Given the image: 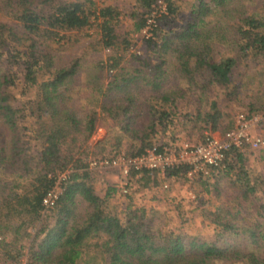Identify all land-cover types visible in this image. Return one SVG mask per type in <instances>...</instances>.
<instances>
[{"label": "trees", "instance_id": "trees-1", "mask_svg": "<svg viewBox=\"0 0 264 264\" xmlns=\"http://www.w3.org/2000/svg\"><path fill=\"white\" fill-rule=\"evenodd\" d=\"M137 1L145 8L157 3ZM165 2L168 13L161 17L163 24L155 37L147 40L148 48L160 60L151 63L149 58L134 56L135 64L133 60V64H119L114 57L110 65L117 68L107 91L128 88L141 80L150 82L148 67L155 72L151 77L155 81L156 73L164 72L163 61L169 59L178 75L201 89L194 110L181 113L183 122H199L224 132L232 121L221 125L225 112L218 105L217 94L209 99L207 84H218L231 99L237 93L231 79L233 64L241 58H264V0L261 8L249 0H195L188 18L177 27L170 23L181 15L180 7ZM118 14L112 6L97 8L84 0H0V134L4 135L3 126L11 132L8 144L0 135V168L22 179L19 190L7 193V183H0V264H19L24 258L29 264H77L92 239L107 254L108 264H134L133 257L136 264H264V201L243 204L239 200L251 194L259 199V189L264 193V177L247 168L246 149L227 151L223 175L233 174V182L241 187L228 204L205 209L219 228L210 239L183 230L163 232L153 222L154 213L144 208L127 205L122 214L112 211L105 196L97 194L88 181L85 146L97 126V114L80 115L71 105L67 84L78 72L79 58L58 65L52 42L63 38L66 31L99 20L103 45L113 46L118 34L112 21ZM144 23L143 16L137 18L134 30ZM223 46L227 50L221 49ZM216 48L219 54L215 57ZM14 67H20L23 84L30 91L27 103L29 115L34 117L30 122L24 119L14 92L15 81L21 79H16ZM163 98L174 102L178 94ZM122 101L104 100L99 106L117 125L119 136L140 142L134 147L129 140V153L151 145L155 126L167 129L173 121L170 115L176 113L155 109L141 128L135 123L140 113L133 98L127 95ZM256 103L264 106L261 95L251 97L248 112L257 111ZM67 168L83 171L75 170L78 173L67 180L55 204L56 216L48 222L40 212L42 198L53 186L55 175ZM30 226L35 227L34 232L29 231ZM239 243L250 244V250H242Z\"/></svg>", "mask_w": 264, "mask_h": 264}, {"label": "rangeland", "instance_id": "rangeland-1", "mask_svg": "<svg viewBox=\"0 0 264 264\" xmlns=\"http://www.w3.org/2000/svg\"><path fill=\"white\" fill-rule=\"evenodd\" d=\"M86 4L93 2V5L97 8L103 6H112L116 11L119 12L118 16L113 18L116 21L113 22V26L118 34V39H115V45L106 46L103 45L102 30L98 21H92L87 27L80 30L66 31L64 37L59 41L52 42L54 51L58 56V65L66 64L71 59L79 58L78 72L74 76L72 81L67 84L66 93L70 96L71 105L78 111L80 115H85L87 112H96L97 126L94 133L91 135L88 141V146H85L87 151V162L84 169L87 170V179L92 183L94 191L100 196H105V204L107 201L109 209L112 211L119 212L122 214L126 204L131 203L132 208L138 207L144 208V206H158V204H153L148 200H144L145 196L149 197L155 195L158 198L169 192L168 198L162 197L167 203L159 205L156 208H150V213L153 214V222L162 227L163 232L167 229L173 232H179L180 230H185L187 234H199L203 238H213L217 230L219 229L215 223L210 221V215L205 209H214L218 204H228L229 199H231L237 192L238 188L241 187L238 183L234 181V175L229 174L223 175L224 170H216L215 174L212 176H197L196 183L188 182L187 175L177 174L170 172L168 174V187H162V181L167 180L159 175L160 184L155 187L154 190L150 189L148 184L145 188V181H135V178H130L134 172L130 173L127 178L129 183V191L123 193L117 187L120 180H124L125 177L119 175V172L115 168H111L106 172L99 173L96 169H92L88 165V161L91 158H98L100 156H107L115 152L126 151V145L128 144L125 136H119L120 133L117 125L111 120L107 119V116L103 115V112L99 108V103L104 100L107 102H119L122 97V92L124 90H111L108 89V81L111 78V73L109 68H114L116 66H111L110 64L115 61L114 57L118 60L119 64H133L134 56H139L140 58H149L151 63L158 62L160 58L158 54H153L150 48L147 46L148 38L155 37L156 30L162 26V15L168 13L160 14V6L156 3L152 4L150 8H145L137 0H84ZM165 0H161L164 3ZM172 3L177 5L181 12V15L175 17L174 22L170 23L177 27L182 20L188 18V11L191 4L195 0H170ZM254 5L261 8V0H249ZM140 16H147L150 22L155 20L156 25L152 31L147 32V36L141 30H134V21ZM94 16L92 15L91 19ZM5 19V18H1ZM95 19V18H94ZM124 39L126 41H124ZM221 49L227 50V47H222ZM220 50V49H219ZM221 54L223 51L220 50ZM219 54L216 48L215 57ZM173 59V58H172ZM133 60V62H132ZM135 64V62H134ZM152 67V66H151ZM162 68L164 69L165 75H169L172 78L178 80V75L174 71L171 64V60L166 59L163 61ZM18 71L15 81L14 92L20 102V106L25 113L24 119L27 122L34 120V117L29 115V107L27 100L30 97V91L26 89L25 84H23L22 70L20 67H14L13 71ZM149 78L154 74V71H150L147 68ZM17 74V73H16ZM19 76V77H18ZM18 77V78H17ZM231 79L237 85L236 95L228 99L224 94V89H222L218 84L211 82L207 84V90L209 91V99H212L215 94H217L216 99L218 105L225 112V116L221 119V125L227 124V122H235V116L237 112L248 111L251 97L254 95H261V101L264 100V58H241L237 63L233 64L231 71ZM182 81L181 88L184 92V96L177 98L174 102L180 110L186 108L192 110L194 108V103L196 102V97L200 94L199 86L191 81H187L185 77L179 78ZM130 86V84H128ZM191 86V87H189ZM131 92L134 94L136 92L135 99L140 100V105L145 107L149 104V101H155L154 96L151 95L150 85L145 81H139L134 86L131 85ZM107 94V95H106ZM202 98V96H201ZM24 101L26 103H24ZM158 101V100H157ZM160 102V100H159ZM172 102V103H174ZM203 104H208L204 99H202ZM159 103H157L158 105ZM258 107L256 112L261 116V122L254 128L255 133L264 132V106L261 107L260 103H256ZM173 111V109H172ZM177 112V110H174ZM182 113V112H180ZM174 115V116H173ZM171 114L170 117L173 120L170 126L173 130L169 131L167 129L163 130L157 127L153 132L152 143L159 142H169L174 139H190L191 142L199 141L205 132L214 130L208 128V126L203 123L194 124L191 121L183 123V116L180 114L181 118H178L176 113ZM24 120V122H25ZM182 120V121H181ZM138 125L145 126L147 124V114L143 112L138 119ZM261 124V126H259ZM229 128V127H228ZM227 128V129H228ZM225 130V129H224ZM223 130V131H224ZM219 131V130H218ZM223 133L222 131H219ZM3 136L0 134L6 144L10 141V130L3 126ZM127 142V143H126ZM97 143V146H96ZM246 154L248 155L245 163L247 168L250 170L251 174H260L264 177V147L252 148L246 147ZM83 171V168H67L61 172H58L54 177L53 186L57 191V195L62 191L63 186L66 184L68 179H71L75 173ZM171 171V170H170ZM98 172V173H97ZM208 182L210 186L206 190L202 185V180ZM213 181V182H212ZM7 183L5 188L6 193L10 190H19L22 179H20L15 173L0 168V183ZM212 183V185H211ZM215 187L220 188V191H216ZM111 188V189H108ZM109 191V193H108ZM189 191L195 194V197H191ZM259 195V199L255 197L248 196V198H239L243 204H259V202L264 201V193L259 189L256 192ZM57 196V198H58ZM144 197V198H142ZM57 198L54 204L57 202ZM78 204H85L80 202ZM154 211V212H153ZM182 212V214H180ZM207 214V215H206ZM56 216L55 206L53 210L46 214V221L52 222ZM29 227L30 232L35 231ZM166 229V230H164ZM190 234V235H191ZM230 239V236L228 237ZM237 238L233 239L236 243ZM241 241V240H239ZM250 244L239 243V247L242 250L249 251ZM134 264L137 263L136 258H130ZM23 261H21L22 264ZM78 263L82 264H108V256L102 249L98 246L94 239L89 241L88 246L82 251V255L78 260ZM238 264H247L245 262H239Z\"/></svg>", "mask_w": 264, "mask_h": 264}, {"label": "built area", "instance_id": "built-area-1", "mask_svg": "<svg viewBox=\"0 0 264 264\" xmlns=\"http://www.w3.org/2000/svg\"><path fill=\"white\" fill-rule=\"evenodd\" d=\"M164 3L161 0H157L156 4L160 6V14L166 13L168 10L165 1ZM144 19L145 23L139 30L147 36V32L152 31L156 23L154 19L150 22L147 16ZM109 71L112 73L114 68H109ZM260 122V114L240 111L235 116L234 124L223 133L215 134L207 131L197 142L179 139L169 142L152 143L142 151L135 153L118 151L107 156L91 158L88 161V165L99 173L106 172L111 168L117 169L119 175L125 177L124 180H120L119 184H117L118 189L123 193L129 191L127 178L132 172L147 171L149 173L161 172L162 174H170V170L180 167L176 169V173H186L189 181H192L196 174H199L197 176L200 177L202 175L210 177L226 166L228 150L236 149L244 151L246 147H264V132L255 133L253 129ZM162 187H168L167 181L162 182ZM189 193L191 197H195L193 192L189 191ZM57 196L54 186L48 188L42 198L40 208L42 215H46L53 210ZM33 229L34 227L31 228V230ZM22 261V264H29L26 258L22 259Z\"/></svg>", "mask_w": 264, "mask_h": 264}, {"label": "crops", "instance_id": "crops-1", "mask_svg": "<svg viewBox=\"0 0 264 264\" xmlns=\"http://www.w3.org/2000/svg\"><path fill=\"white\" fill-rule=\"evenodd\" d=\"M163 69V68H162ZM163 71H164V69H163ZM154 74H155V72H153ZM154 74L151 76V77H153L154 76ZM157 74V77H156V79H155V81L150 77L149 79H150V82H146L148 85H150L152 88H150V91H151V95L150 96H154V98L156 99L155 101H149L148 103L149 104H147L145 107H142L141 105H140V100H137V99H135V96H136V92L133 94L132 92H131V85L132 86H134V84H137V83H131L130 84V86H128V88H124V90H123V92H122V97L120 98L121 100L120 101H122V99L125 97H127V95H130L132 98H133V104H134V106H135V108L139 111V113H140V115L137 117V121L135 122L136 124H138L137 122H138V119H139V117L141 116V114L143 113V112H145L146 114H147V124L149 123V121H150V119H151V116H150V112H152L153 110H155L156 109V111L157 110H160V109H165V110H169V112L173 109V110H177V112H176V115H177V117L178 118H181L180 117V112H190V111H193L194 110V108L192 109V110H188V109H186V108H184V109H182V110H180V108L177 106V105H175V102L172 104V101L170 100V99H164L163 98V96L165 97V95H169L170 96V98L171 97H173L174 96V94L175 93H177L178 94V98H180V97H183L184 96V92H183V90H182V88H181V83H182V81L181 80H179V78H180V75H178V80L176 79V78H172L171 79V77L167 74V75H165V72H163V73H156ZM123 88H121V89H123ZM179 88L181 89V90H179ZM118 90H120V89H118ZM124 96V97H123ZM158 100V101H157ZM159 100H160V102H159ZM119 101V102H120ZM102 102V101H101ZM100 102V103H101ZM122 102H125V100L124 101H122ZM100 103H99V105H100ZM157 103H159L158 105H157ZM99 108H100V106H99ZM100 110H101V108H100ZM102 112H103V110H101ZM107 119H111V118H109V117H106ZM112 120V119H111ZM182 121V120H181ZM183 122V121H182ZM184 123V122H183ZM197 123H199V122H197ZM97 124V123H96ZM146 124V125H147ZM145 125V126H146ZM140 126V125H139ZM145 126H143V127H145ZM164 126V125H163ZM163 126H161V124L159 125V124H157L155 127H160V129L162 128L163 129ZM141 128H143L142 126H140ZM166 128V127H165ZM170 128V129H169ZM209 128V127H208ZM254 129V128H253ZM167 130H169V131H172L173 130V128H172V126H168L167 127ZM213 133H215V134H217V133H220L218 130H214V132ZM123 136H125L126 138V140H127V142H128V144L126 145V148L128 149V145H129V137H127L126 135H123ZM175 140H179L178 138L177 139H174L173 141H175ZM188 141H191L190 139H187ZM130 141H133V145H134V147H138L139 146V144H140V142H136L135 140H130ZM126 142V143H127ZM153 142V141H152ZM159 175H161V177L162 178H166L167 176H168V174L167 173H161V172H153V173H149V172H147V171H143V172H134L133 173V175L132 176H130V178H135V181H142V180H144L145 181V188H146V186H147V184H148V186H149V188L150 189H152V190H154L155 189V187H158L159 185L158 184H160V181L161 180H159ZM183 175H187L186 173H184ZM196 176H194V178H193V180L192 181H189L188 180V182H190V183H196V178H195ZM166 181H168V177H167V180H165V181H162V182H166ZM161 182V183H162ZM213 182V181H212ZM168 184H169V182H168ZM162 185V184H161ZM202 185H204L203 187L206 189V187L205 186H207V188L210 186V184L208 183V182H205V180L203 179L202 180ZM211 185H212V183H211ZM108 189H111V188H108ZM164 189V188H163ZM207 190V189H206ZM151 196H149V197H146V195H144L145 196V198L144 197H142V198H144V200L146 199V200H148L149 202H151V203H153V204H158V206H144V209L146 210V211H150L149 209L150 208H156L157 209V207H159V205H163L164 203H167V201H165L162 197H166V198H168V195H169V192H167L165 195H163V196H160L161 198H158V197H156L155 195H152V194H150ZM127 205H129V206H131L132 207V205H131V203H129V204H126V207H127ZM138 207H140V206H138ZM180 214H182V212L180 213ZM183 231H185V230H183ZM188 233V232H187ZM189 234H191V233H189Z\"/></svg>", "mask_w": 264, "mask_h": 264}]
</instances>
